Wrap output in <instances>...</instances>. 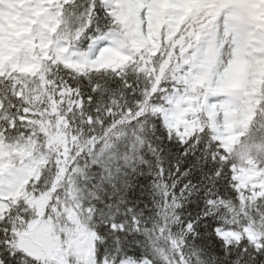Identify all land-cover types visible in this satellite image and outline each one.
I'll list each match as a JSON object with an SVG mask.
<instances>
[{"label": "snow or ice", "instance_id": "1", "mask_svg": "<svg viewBox=\"0 0 264 264\" xmlns=\"http://www.w3.org/2000/svg\"><path fill=\"white\" fill-rule=\"evenodd\" d=\"M0 264H264V0H0Z\"/></svg>", "mask_w": 264, "mask_h": 264}]
</instances>
